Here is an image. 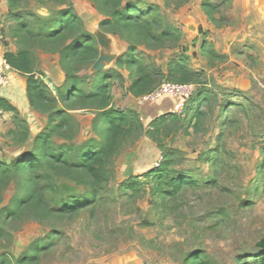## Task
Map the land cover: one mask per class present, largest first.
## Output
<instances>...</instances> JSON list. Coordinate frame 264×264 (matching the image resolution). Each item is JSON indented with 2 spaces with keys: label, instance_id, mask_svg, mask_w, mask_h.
Listing matches in <instances>:
<instances>
[{
  "label": "rangeland",
  "instance_id": "374dc122",
  "mask_svg": "<svg viewBox=\"0 0 264 264\" xmlns=\"http://www.w3.org/2000/svg\"><path fill=\"white\" fill-rule=\"evenodd\" d=\"M17 1L18 12L46 19L65 8L75 11L100 49L99 60L81 72L90 80L98 71L116 69L117 60L128 56L125 40L100 29L106 16L93 0ZM128 4L146 9L154 32L170 28L180 35L179 41H167L162 48L138 46L135 53L152 75V90L166 82L181 83L170 70L182 62L193 73L187 77L196 92L181 113L176 109L181 99L174 97L141 106L140 97L129 91L135 71L119 69L122 77L115 78L111 88L113 105L137 113L144 130L124 143L109 168L108 182L90 207L46 223L9 224L0 240V264L6 259L19 264L36 245L46 248L37 264H185L194 254H203L209 264L260 262L264 254V0H123L124 6ZM9 11L7 0H0V45L6 52L19 48L12 31L17 22L9 19ZM205 48L217 56L210 58ZM33 52L38 76L57 97L66 81L59 55ZM202 97L207 98L202 105L205 114L199 123L191 122V109ZM72 115L80 125L77 145L96 137V113ZM160 116H168V122L156 132L153 123ZM6 140L0 145L2 152L9 147ZM169 151H174L173 166L195 180L176 201H155L150 186L138 195L123 188L133 177L145 180L147 172L165 162ZM213 154L218 155L211 159ZM14 157L4 155L0 160L11 162ZM54 183L47 192L54 203L70 194L89 198L76 182L57 178Z\"/></svg>",
  "mask_w": 264,
  "mask_h": 264
},
{
  "label": "trees",
  "instance_id": "16d2710c",
  "mask_svg": "<svg viewBox=\"0 0 264 264\" xmlns=\"http://www.w3.org/2000/svg\"><path fill=\"white\" fill-rule=\"evenodd\" d=\"M63 3V0H50ZM96 8L106 18L100 23V29L119 36L129 44L128 56L117 60L116 69L102 70L82 76L81 72L92 67L100 58V49L96 37L87 31L81 19L71 8L59 10L53 18L46 19L36 13L17 11V0H7L10 11L8 17L17 22L12 28L18 42V50H8L4 58L11 68L27 77L28 102L39 113L48 116L46 127L34 139L33 145L19 153L11 162L0 160V240L5 228L20 220L46 223L52 219H63L78 215L90 207L102 186L108 182L109 168L124 143L135 133L144 130L142 120L137 113L123 112L113 105L112 84L115 78H121L119 69L129 73L135 71L129 91L144 96L153 91L152 75L146 70L142 60L135 52L138 46L162 48L167 41H179V32L170 28L160 33L154 32L153 22L146 19V9L135 5H123V0H93ZM154 12L155 9H151ZM58 54L59 63L66 73L64 90L54 96L48 85L38 76L37 61L33 50ZM210 58L217 55L205 48ZM223 59V58H222ZM181 83L191 81L187 75L193 73L178 62L170 70ZM206 97L198 99L191 122H200L204 116L202 105ZM198 105V106H197ZM0 110L13 111L16 114V130L10 135L20 138L23 143L30 139V127L21 120L16 108L0 99ZM86 111L96 113L93 130L96 137L80 145L75 143L80 125L72 113ZM178 120V118H173ZM168 122V116L158 117L154 123L155 131ZM151 133V132H150ZM59 143V144H58ZM174 151L165 155L166 160L160 166L149 171L145 180L139 176L124 182L123 188L136 195L151 187L153 199L162 204L176 201L187 187L194 186L192 176L173 166ZM218 154H213L212 157ZM215 161L214 168L219 169ZM67 179L84 187L89 198L84 196H64L56 203L48 198V189L52 190L55 180ZM8 204L4 205L8 196ZM44 245H36L29 256L19 259V264H37ZM1 264H11L10 260ZM185 264H209L203 254H194ZM264 264V254L260 262Z\"/></svg>",
  "mask_w": 264,
  "mask_h": 264
},
{
  "label": "crops",
  "instance_id": "0c3cea01",
  "mask_svg": "<svg viewBox=\"0 0 264 264\" xmlns=\"http://www.w3.org/2000/svg\"><path fill=\"white\" fill-rule=\"evenodd\" d=\"M17 50L16 48V50L12 51L16 52ZM5 52L0 45V54L4 55ZM43 69L47 74L50 72L45 68V65ZM61 76L63 77V72ZM0 99L16 108L19 118L26 121L31 130L28 142L23 143L20 138L14 136L11 138L7 137L10 140L7 145L9 147L13 145V147H7V149H3V152L0 148V152H2L0 153V159L4 155L16 157L21 151L33 145L34 137L46 127L48 116L37 112L30 106L28 102L27 77L14 69L10 73L7 84L0 90ZM15 118L16 114L13 111L0 110V145L5 144L4 142L7 141V138L5 139L6 136H11L10 131L16 130ZM15 157L11 160H14Z\"/></svg>",
  "mask_w": 264,
  "mask_h": 264
},
{
  "label": "built area",
  "instance_id": "2783aa9c",
  "mask_svg": "<svg viewBox=\"0 0 264 264\" xmlns=\"http://www.w3.org/2000/svg\"><path fill=\"white\" fill-rule=\"evenodd\" d=\"M12 68L3 54H0V90L5 87L9 80ZM196 87L190 83H176L166 82L157 87L150 93L141 96L138 103L141 106L152 104L161 101L165 97H174L181 99V103L177 105L179 113L183 112L185 105L190 101L191 97L195 94Z\"/></svg>",
  "mask_w": 264,
  "mask_h": 264
}]
</instances>
